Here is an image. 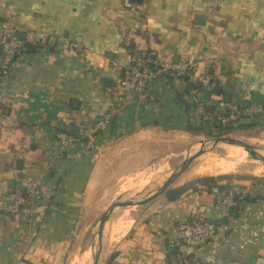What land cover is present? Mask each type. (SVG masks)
<instances>
[{
    "label": "crops",
    "instance_id": "0c3cea01",
    "mask_svg": "<svg viewBox=\"0 0 264 264\" xmlns=\"http://www.w3.org/2000/svg\"><path fill=\"white\" fill-rule=\"evenodd\" d=\"M7 21L19 29L21 51L0 80V200L8 206L26 181L41 199L18 213L0 210V264H70L117 169L140 172L166 144L211 134L213 125L201 124L203 105L216 115H226V105L264 106V0H0V27ZM142 53L192 60L200 87L161 77L151 100L130 81L110 96ZM106 115L111 125L60 150L57 133L76 136L80 124ZM256 118L264 126V111ZM173 190L142 207L106 264L112 257L110 264H168V237L200 217L228 233L214 251L192 250V259L264 264V194L231 209L216 187L196 184L171 199Z\"/></svg>",
    "mask_w": 264,
    "mask_h": 264
},
{
    "label": "built area",
    "instance_id": "2783aa9c",
    "mask_svg": "<svg viewBox=\"0 0 264 264\" xmlns=\"http://www.w3.org/2000/svg\"><path fill=\"white\" fill-rule=\"evenodd\" d=\"M75 49L77 45L71 44ZM21 45L19 40V29L12 22H5L0 27V80L6 76L20 56ZM198 65L192 60L184 59L180 63L161 62L151 54H137L131 62L126 65L113 87L108 89V93L112 97H118L123 88L128 83L132 84L134 94L144 100L152 99V90L150 88L152 82L163 77H172L175 79L187 78L190 83L197 85L200 83L196 76ZM225 107V106H224ZM226 115H216L206 111L205 105L199 107L201 121L213 124L219 122L221 126H226L230 121H253L264 111V106L260 104L248 105H226ZM111 115H106L104 119L96 122L82 123L77 127V136H72L67 132H59L56 137L60 145V150L64 151L72 148L84 139L89 140L96 133L111 125ZM26 197H23L20 190H15L10 195L11 205H4L0 200V210L7 213H18L20 207L30 202L39 201L40 191L35 183L26 181L24 184ZM244 192L238 188L229 190L223 194L224 204L229 207L244 205ZM227 228L223 224L210 221L205 217L198 219H187L181 223L176 231L168 237V245L170 254L167 256L168 264H203L196 258L190 257L192 250L209 246L213 251L227 236ZM174 250V251H173Z\"/></svg>",
    "mask_w": 264,
    "mask_h": 264
},
{
    "label": "rangeland",
    "instance_id": "374dc122",
    "mask_svg": "<svg viewBox=\"0 0 264 264\" xmlns=\"http://www.w3.org/2000/svg\"><path fill=\"white\" fill-rule=\"evenodd\" d=\"M201 123L205 129L209 128V125H212L210 123H205V122H201ZM261 123L262 122L258 121L257 119H254L253 121H249L248 124H250L252 127L246 128V129H240L239 131L237 129V130H235V132L230 134V137L236 138V139L243 141V142H247L255 148V151L263 152L264 151V126L263 125L260 126ZM212 132H211L212 136L201 134V135H196L195 137L181 138L179 141H177L173 144H170V145L166 144L165 151H164L163 155L160 156L159 158L153 159L152 161H150L148 163V165L146 167L143 168V170L146 169L144 171L148 172L150 175H152V176L154 175V177L151 176L152 181H155L156 178L160 177L163 174L160 182L156 183L157 186L155 184L152 187L153 189H151L150 191L138 192V193L134 192L132 194H126V196L124 194L123 199H126V198H128V196L132 195L134 197V201H135V199L140 200L146 194L157 189L162 184V182L164 181L165 176H167L172 170H174V168H176L178 166L180 160H186L189 156L194 155L195 153L200 151V149H202L206 145L212 144V142L210 141L209 138L215 137V134L221 133L220 131H217V130L215 131L214 129H212ZM258 139H260V140H258ZM251 140H255V141L252 142ZM216 148H220V147L216 146ZM205 154H207V153H204V155H202V157L206 156ZM223 155H224V153L220 154V156H223ZM208 157L212 158L209 155H208ZM161 158H163V159L161 160ZM158 160H160V161L157 162ZM132 162H134V161H132ZM198 162H199V159L193 161L191 163V165L192 164L194 165L195 163L198 164ZM134 165L135 164H133V167H134ZM161 165H162V167H161ZM158 167L160 168V170H157ZM136 169L137 168L134 167L133 169H129L131 171L127 170L128 172L125 171L126 169H122V170L117 169V173L113 176V177L117 176V179H115V181H113V182L110 181L109 183H107V187L104 190V192L102 193V198L100 199V205H101L100 208H102V211L104 210L106 205L112 200V198L115 196V194H117L118 191H120L121 188H119V187H121L125 183L127 184L135 175H138ZM119 173H123V175H119ZM206 178L216 179L217 183L227 185L229 190H231V189L233 190L234 188L240 189L241 191L244 192L245 203H246L245 199L249 198L251 195H253L255 193L264 194V176L252 175L251 173L249 174V172H245V171H241L240 173H236V174L222 175V176H218V177L217 176H215V177L200 176V177L195 178V180L191 179L192 181L189 180V181L185 182L186 184L182 183L180 185H177V183H174L175 185H173L172 189H170V190L189 188V187H192L196 184L200 185V183H201L200 180H203ZM127 179H129V180H127ZM121 182H123V184ZM130 210L132 211V215L134 216V219L136 217L140 216V214L142 212V208H140V207H134V208L131 207ZM98 219H99V216L95 217V221H93V224L89 230L90 235L88 237L86 235L87 238L85 237L86 240H85L83 247H82V250H81V251H84V250L89 251V248H90V256L97 249V247L91 248L90 245H91L92 239L96 236V232H97V228H98V225H97ZM90 256H89V259H90Z\"/></svg>",
    "mask_w": 264,
    "mask_h": 264
},
{
    "label": "bare ground",
    "instance_id": "6f19581e",
    "mask_svg": "<svg viewBox=\"0 0 264 264\" xmlns=\"http://www.w3.org/2000/svg\"><path fill=\"white\" fill-rule=\"evenodd\" d=\"M251 141L253 142L255 140H251ZM216 146H219L220 148H216ZM200 151L207 154H205L206 156L199 159L198 164L195 163L194 165L192 164L191 166H189L187 160H180L178 166L174 168V170H172L167 176H165L162 184L157 189L146 194L140 200L135 199L132 208L134 207L142 208L145 204L154 201L155 199L166 193L168 190L172 189V186L175 185L174 183L180 185L191 179L195 180V178L200 176L218 177L222 175L240 173L241 171L249 172V174L251 173L252 175H256V176H264V151L263 152L254 151L252 154L248 155L241 148H239L238 143H229V144L212 143L206 145L205 147L200 149ZM221 153H224V155L220 156ZM208 155L211 156L212 158H209ZM157 170H160V168L158 167ZM162 176L163 174L160 177L156 178V180L153 181L152 183H148L147 181H145L141 185L142 188L140 189L139 192L150 191L151 189H153L152 187L156 183L160 182ZM152 177H154V175ZM121 183L123 184V182ZM122 186L119 188H122ZM133 223H134V216L132 215V211L131 210L123 211L121 217L116 221V224L113 229V232L115 233L114 240L119 241L121 238H123L125 234L129 231ZM97 225L98 228H97L96 236L92 239L90 245V247L93 248L98 247L102 235V231L104 228L101 222H98ZM116 225L118 227H116ZM89 256H90V248L89 251L84 250L83 252L81 251L80 253H78V255H75L71 260L70 264H87L89 260Z\"/></svg>",
    "mask_w": 264,
    "mask_h": 264
},
{
    "label": "water",
    "instance_id": "95a60500",
    "mask_svg": "<svg viewBox=\"0 0 264 264\" xmlns=\"http://www.w3.org/2000/svg\"><path fill=\"white\" fill-rule=\"evenodd\" d=\"M221 125L217 122L216 127H220ZM240 129H238L239 131ZM237 131V132H238ZM235 132V130L230 132H221L220 134H215V137H210V141L212 143H238L239 148H241L244 152L248 155L252 154L255 151V148L247 142L240 141L236 138L230 137V134ZM213 133V132H212ZM211 134H207L208 136H212ZM214 135V134H213ZM202 142V141H201ZM202 144V143H201ZM204 155L203 152L198 151L192 156H189L186 160L188 165L190 166L191 163L197 159H200ZM163 159V158H162ZM161 159V160H162ZM158 160L157 162H159ZM152 175L148 174L146 171L138 172V175L133 177L126 185H124L120 191L115 194L112 200L106 205L104 210L101 212L99 216V222L103 224V231L102 235L98 244L97 249L95 252L90 256L87 264H106V258L109 250L111 249L114 243V226L116 221L121 217L123 211L130 210V208L134 204V197L128 196V198H124V194H132L138 193L142 188L141 185L147 181L148 183H152ZM7 205L12 204V200H7L5 202ZM116 227H118L116 225ZM113 237V239H112Z\"/></svg>",
    "mask_w": 264,
    "mask_h": 264
},
{
    "label": "trees",
    "instance_id": "16d2710c",
    "mask_svg": "<svg viewBox=\"0 0 264 264\" xmlns=\"http://www.w3.org/2000/svg\"><path fill=\"white\" fill-rule=\"evenodd\" d=\"M200 87V84H197V85H194V88H199ZM243 107H246L248 105H242ZM206 108V111L209 112V113H212L213 112V109L211 107H207L205 106ZM257 119V118H256ZM242 119L240 118L238 121H230L229 123H227L226 126H220L219 128L218 127H215L214 124L213 125V129L216 131H220V132H230V131H233V130H237V129H246V128H250L252 127L250 124H248L247 121H241ZM259 120V119H258ZM202 124V123H201ZM71 135V134H70ZM73 135V134H72ZM74 136V135H73ZM77 136V135H76ZM75 136V137H76ZM84 142H88L87 139H84L83 140ZM217 180L214 179V178H206V179H203V180H200V185L201 186H204V187H207V189H211L213 187H216L220 192H224V193H227L229 191V188L227 185H224V184H221V183H217L216 182ZM189 188H192V187H189ZM185 189L187 188H181V189H175L171 192L170 194V198L171 199H174L176 197L179 196V194H181ZM21 195L23 197H26V193L25 191H20ZM246 200V199H245ZM26 204L22 205L20 207V211L23 209V207L25 206ZM237 206L235 207H232L231 209H236ZM19 211V212H20ZM174 251V250H173ZM113 258V257H112ZM112 258L110 259V263H111V260ZM109 263V264H110Z\"/></svg>",
    "mask_w": 264,
    "mask_h": 264
}]
</instances>
